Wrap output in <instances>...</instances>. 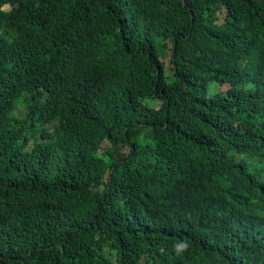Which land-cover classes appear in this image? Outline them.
<instances>
[{
  "label": "trees",
  "instance_id": "obj_1",
  "mask_svg": "<svg viewBox=\"0 0 264 264\" xmlns=\"http://www.w3.org/2000/svg\"><path fill=\"white\" fill-rule=\"evenodd\" d=\"M0 264H264V0H0Z\"/></svg>",
  "mask_w": 264,
  "mask_h": 264
},
{
  "label": "rangeland",
  "instance_id": "obj_2",
  "mask_svg": "<svg viewBox=\"0 0 264 264\" xmlns=\"http://www.w3.org/2000/svg\"><path fill=\"white\" fill-rule=\"evenodd\" d=\"M10 6L9 5H6L5 6V8H9ZM168 59H167V61H168V63H170V61H169V56L167 57ZM224 89V88H226V85H224V86H220V85H214V87H213V89ZM156 102V104H159L160 102H158V101H155ZM18 110H16V112H17Z\"/></svg>",
  "mask_w": 264,
  "mask_h": 264
}]
</instances>
